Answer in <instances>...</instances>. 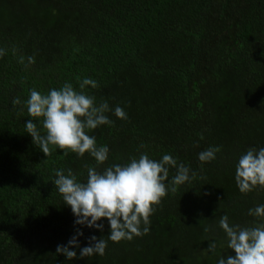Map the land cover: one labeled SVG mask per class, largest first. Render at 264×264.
<instances>
[{
    "label": "trees",
    "instance_id": "1",
    "mask_svg": "<svg viewBox=\"0 0 264 264\" xmlns=\"http://www.w3.org/2000/svg\"><path fill=\"white\" fill-rule=\"evenodd\" d=\"M0 48V264H217L235 255L222 215L262 222L248 210L264 204V189L242 194L235 169L246 150L264 148V0H0ZM85 78L98 83L85 92L112 109L113 123L88 133L109 149L102 165L58 148L44 156L25 129L30 90L67 82L79 91ZM117 106L127 120L115 117ZM33 122L43 134L42 120ZM209 147L221 151L201 164ZM145 153L172 155L196 176L173 192L169 170L147 235L109 241L103 256L56 254L77 229L83 248L93 235L107 239L109 225H75L55 171L71 169L86 183L88 167L102 172Z\"/></svg>",
    "mask_w": 264,
    "mask_h": 264
},
{
    "label": "clouds",
    "instance_id": "2",
    "mask_svg": "<svg viewBox=\"0 0 264 264\" xmlns=\"http://www.w3.org/2000/svg\"><path fill=\"white\" fill-rule=\"evenodd\" d=\"M5 54L6 50L0 48V57ZM19 63H25L23 56L19 58ZM34 63V56H29L27 65ZM86 86L95 89L98 83L85 78L79 84V91L67 82L59 89L49 90L47 94L30 90L26 106L28 115L33 119L27 120L25 129L44 156H50L54 148H58L63 150L65 156L68 152L80 157L87 153L97 165L107 161L108 147H98L96 138L88 133L99 126L111 125L113 122L106 113L112 109L106 101L97 105L96 98L85 92ZM12 103L19 105L21 101L15 98ZM113 114L120 120L128 119L127 113L119 106ZM34 119L42 120L43 134L33 122ZM220 151V147H209L198 154V160L201 164L211 162ZM172 168L176 169L170 181L173 192L176 186L191 182L196 176L195 172L183 163H178L172 155L165 154L157 161L150 159L146 153L138 159L131 158L123 165L106 167L102 172L96 166L88 167L86 183L79 182L71 169L67 173L64 169L56 170L54 184L64 204L71 208L76 218L75 225L101 232L104 225L100 221L106 220L109 225L107 239H98L93 235L83 248L78 243L83 232L77 229L67 245L57 246L56 254L70 261L77 258L76 251L71 249L79 248L80 259L103 256L109 241H131L134 237L147 235L150 217L168 193L166 181ZM235 183L242 194L257 188L264 189V148H249L240 156L235 169ZM248 215L262 222L254 226H241L230 222L227 214L220 217L218 227L225 234L227 248L235 255L221 256L217 264H264V204L249 209ZM204 231L209 232L210 226H206ZM216 248L215 242L209 243L206 251L215 253Z\"/></svg>",
    "mask_w": 264,
    "mask_h": 264
}]
</instances>
